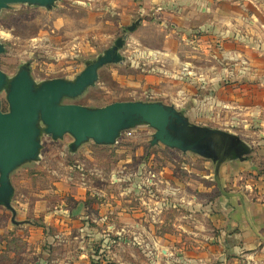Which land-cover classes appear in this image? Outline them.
I'll return each instance as SVG.
<instances>
[{"label": "rangeland", "instance_id": "obj_1", "mask_svg": "<svg viewBox=\"0 0 264 264\" xmlns=\"http://www.w3.org/2000/svg\"><path fill=\"white\" fill-rule=\"evenodd\" d=\"M171 1L11 3L0 11L5 46L0 68L11 79L28 65L37 85L75 80L124 38L122 60L105 64L94 85L62 102L97 108L116 101H158L162 90L148 77L175 79L171 53L187 60L202 44L199 35L182 36L156 16ZM137 20L140 24L129 30ZM173 58L179 61L178 55ZM191 88L184 94L197 99L185 105V113L197 106L196 114H186L190 122L238 135L251 148L250 161L225 160L219 172L223 188L251 192L256 200L264 182V113L236 114L235 107L207 103L204 85ZM174 89L170 95L179 97L181 87ZM6 96L4 88L3 111L9 109ZM258 104L264 108V101ZM154 132L142 124L122 131L114 144L89 140L75 150L72 135L55 139L43 133L39 158L11 173V208L0 204V264H207V236L222 234L207 216V202L221 196L216 162L152 145ZM259 260L264 264V256ZM240 262L261 264L253 257Z\"/></svg>", "mask_w": 264, "mask_h": 264}, {"label": "crops", "instance_id": "obj_2", "mask_svg": "<svg viewBox=\"0 0 264 264\" xmlns=\"http://www.w3.org/2000/svg\"><path fill=\"white\" fill-rule=\"evenodd\" d=\"M169 4L170 8L159 7L156 16L182 36L199 35L202 44L195 46L187 60L180 53H171L173 71L179 72H171L175 79L167 74L148 77L150 84L162 90L158 101L185 112L188 100L197 101L185 96V91L198 84L207 88L210 105L235 107L239 109L236 114L243 116L264 113L258 104L264 101V0H172ZM175 86L181 87L179 97L170 95ZM192 109L185 114H196L197 106ZM226 162L221 164V172ZM262 186L256 200L251 192L224 189L232 194L221 192L219 199L207 202L209 222L222 233L218 238L207 236V258L203 257L207 264L217 260L241 264L240 258L250 262L251 257L263 264L259 259L264 256V182ZM230 253L236 256H224Z\"/></svg>", "mask_w": 264, "mask_h": 264}, {"label": "water", "instance_id": "obj_3", "mask_svg": "<svg viewBox=\"0 0 264 264\" xmlns=\"http://www.w3.org/2000/svg\"><path fill=\"white\" fill-rule=\"evenodd\" d=\"M55 0H0V11L11 3H33L51 6ZM140 20L128 27L134 30ZM125 43L118 38L97 60L89 62L75 80L54 78L37 85L28 65L11 79L0 68V92L7 89L8 111H3L0 98V204L11 208L14 187L11 173L21 164L39 158L40 137L53 138L66 134L74 137L75 150L93 140L97 144H114L121 132L142 124L152 127L151 144L163 143L181 151H193L216 162L218 186L226 192L220 180L221 164L228 158L246 159L250 146L238 135L221 129L190 122L183 110L162 101L127 100L91 108L76 103H63L65 97L80 96L99 79L100 69L108 63L122 60L120 49ZM5 46L0 42V53Z\"/></svg>", "mask_w": 264, "mask_h": 264}]
</instances>
